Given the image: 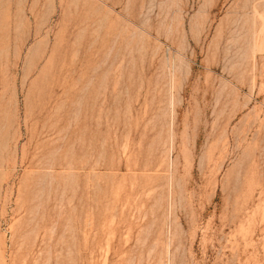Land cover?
I'll return each instance as SVG.
<instances>
[{
	"label": "rangeland",
	"instance_id": "374dc122",
	"mask_svg": "<svg viewBox=\"0 0 264 264\" xmlns=\"http://www.w3.org/2000/svg\"><path fill=\"white\" fill-rule=\"evenodd\" d=\"M0 264H264V0H0Z\"/></svg>",
	"mask_w": 264,
	"mask_h": 264
}]
</instances>
